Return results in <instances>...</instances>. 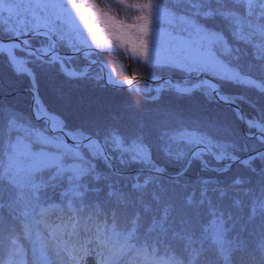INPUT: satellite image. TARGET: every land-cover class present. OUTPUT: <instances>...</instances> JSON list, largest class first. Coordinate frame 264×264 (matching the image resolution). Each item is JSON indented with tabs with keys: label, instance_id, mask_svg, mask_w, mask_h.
I'll list each match as a JSON object with an SVG mask.
<instances>
[{
	"label": "snow or ice",
	"instance_id": "snow-or-ice-1",
	"mask_svg": "<svg viewBox=\"0 0 264 264\" xmlns=\"http://www.w3.org/2000/svg\"><path fill=\"white\" fill-rule=\"evenodd\" d=\"M117 49L149 70L185 78L155 88L154 72L117 80L100 59ZM0 57L33 93L31 117L0 104V264H264V168L253 167L264 151L241 159L237 153L250 149L230 126L173 112L149 123L131 101L109 113L102 131L70 128L40 101L34 70L58 68L73 87L122 91L126 84L149 102L165 91L200 93L234 106L245 138L264 145V108L221 90L229 84L264 95V0H0ZM77 57L82 66H73ZM55 94L71 106L63 87ZM125 111L127 134L120 131ZM154 151L180 165L167 184ZM237 162L258 177L255 186L241 176L183 181L194 163L222 176ZM133 165L137 175L124 177ZM57 190L58 203L49 195ZM258 222L259 231H249Z\"/></svg>",
	"mask_w": 264,
	"mask_h": 264
},
{
	"label": "trees",
	"instance_id": "trees-1",
	"mask_svg": "<svg viewBox=\"0 0 264 264\" xmlns=\"http://www.w3.org/2000/svg\"><path fill=\"white\" fill-rule=\"evenodd\" d=\"M36 45L37 41H33ZM61 53L68 52L67 49H60ZM251 51V50H249ZM18 55H22L18 53ZM100 59L114 66L118 78L128 79L133 72L142 78H149L154 72L156 76L169 74L173 80L178 82L185 78V74L178 71L154 69L149 70L142 63H133L130 58H126L118 49L115 53H103ZM85 61L82 58H74L73 66H82ZM36 72L37 93L40 101L50 113L61 116L70 128L85 126V128L95 131L96 127L103 130L107 117L110 112L115 111L120 113L122 107L127 101L135 104L136 110L140 117H143L149 123L157 121L162 118L163 114L173 112L177 114L178 118L184 120H199V119H214L219 121L225 127L230 126L239 136L240 144H247L248 151L238 152L240 158H247L248 155H254L256 151L261 150L263 145L258 144L254 139H246L245 133L247 129L243 123L235 118L233 107L223 104L216 100L205 98L200 93H194L191 97L179 98L171 92H162L160 99L157 101H147L146 95L130 94L127 88L122 91H115L111 88H97L88 82H69L59 72L58 68H52L44 71L39 68L34 69ZM31 82L25 77H17L7 66L6 58L0 57V104L10 106L17 112L22 113L25 117H31ZM63 87L71 98V106H67L63 101L59 100L55 94V89ZM155 88L156 85L153 84ZM222 92L229 95H245L249 98L250 103L256 106V109L264 108V95H260L255 91H245L244 89L225 84L222 86ZM241 110L248 116L255 115L253 108L249 103H241ZM124 119L120 125V131L127 134L131 129L132 117L130 112H123ZM178 123V120H177ZM153 159L162 167L166 169V175L163 176L164 183L169 182L170 177H175L180 165L171 161L165 160L160 153L153 152ZM98 168L101 171H108L104 165L97 161ZM212 166L216 164L213 161ZM253 167L257 172L264 168V161H253ZM138 173V166L133 165L129 168L123 169L122 175L124 177H135ZM236 176L250 177L253 181V186L258 182V177L254 176L246 168L242 167L239 162L232 165L228 173L220 176L214 172L201 171L199 163H194L193 166L184 174L183 181L185 183L195 184L200 179L222 180L224 182L230 181ZM107 194V189L100 185V190L96 194L103 198ZM54 202H59V190L53 195L49 192ZM6 214V209L3 210ZM259 231V222L251 226L249 231Z\"/></svg>",
	"mask_w": 264,
	"mask_h": 264
},
{
	"label": "water",
	"instance_id": "water-1",
	"mask_svg": "<svg viewBox=\"0 0 264 264\" xmlns=\"http://www.w3.org/2000/svg\"><path fill=\"white\" fill-rule=\"evenodd\" d=\"M62 54H64V55H70L71 53H69V52H66V53H63L62 52ZM131 76H132V74H131ZM130 76V77H131ZM158 77V79L157 80H154V81H150V83L151 84H153V83H156V82H163V81H173V82H178V81H176V80H173L172 78H171V76L169 75V74H164V75H158L157 76ZM115 78H116V76H115ZM137 78L138 79H144V80H148V78H142V77H139V76H137ZM203 78H206V79H212V77H203ZM117 80H126V79H118V78H116ZM133 86H135V85H133ZM128 86L125 84L124 85V88H127ZM32 92V91H31ZM32 107H33V93H32V102H31V105H30V111H32ZM230 107H234V106H230ZM68 143H71V141H68ZM261 150H264V145H263V147H262V149ZM249 156V155H248ZM241 159H245V158H241Z\"/></svg>",
	"mask_w": 264,
	"mask_h": 264
},
{
	"label": "rangeland",
	"instance_id": "rangeland-1",
	"mask_svg": "<svg viewBox=\"0 0 264 264\" xmlns=\"http://www.w3.org/2000/svg\"><path fill=\"white\" fill-rule=\"evenodd\" d=\"M116 76H117V74H116ZM87 264H95V261L92 258H88Z\"/></svg>",
	"mask_w": 264,
	"mask_h": 264
}]
</instances>
